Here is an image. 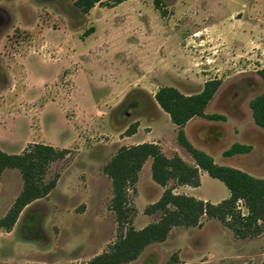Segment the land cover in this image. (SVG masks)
I'll return each instance as SVG.
<instances>
[{"label":"rangeland","instance_id":"374dc122","mask_svg":"<svg viewBox=\"0 0 264 264\" xmlns=\"http://www.w3.org/2000/svg\"><path fill=\"white\" fill-rule=\"evenodd\" d=\"M74 1L0 0V149L20 153L29 143L67 149L45 175L59 174L55 187L24 206L10 229L0 228V264H86L107 251L118 228L103 166L119 147L156 142L166 156L177 149L194 163L154 99L160 86L178 85L191 94L205 80L220 79L206 110L222 112L226 120L205 127V134L192 122L188 139L217 164L264 178V129L248 105L264 90L258 73L264 66V0H161L163 17L153 0L95 4L87 13ZM135 121L136 132L125 136ZM234 142L252 149L223 156ZM167 186L211 203L229 195L205 171L198 187L172 180ZM21 188L19 170L5 168L0 217ZM163 189L144 164L135 192L129 191L135 228L159 218V211L144 209ZM200 222L173 227L165 240L124 264H264V222L260 234L246 237L216 218L203 215Z\"/></svg>","mask_w":264,"mask_h":264},{"label":"trees","instance_id":"16d2710c","mask_svg":"<svg viewBox=\"0 0 264 264\" xmlns=\"http://www.w3.org/2000/svg\"><path fill=\"white\" fill-rule=\"evenodd\" d=\"M124 1L126 0H75L74 5L81 12L87 13L95 4L114 7ZM153 4L160 15L165 16L161 0H153ZM92 31L93 28L90 27L85 32L89 34ZM258 73L264 81V66ZM220 84L221 80L217 78L205 80L202 89L191 94H184L174 86L157 88L154 99L176 126V142L191 155L194 164L187 163L176 153L166 156L155 142L119 147L103 166V172L111 180L110 208L117 223V239L107 251L94 256L86 264L127 263L137 258L148 244L165 240L173 227L199 226L203 215L216 218L239 237L258 235L263 231L264 178L240 168L217 164L210 154L195 147L184 131L186 122L194 116L226 120L223 114L204 112ZM248 105L254 123L264 129V90L253 97ZM137 126L136 121L130 123L124 130V135L134 134ZM251 149L250 144L234 142L222 154H245ZM66 151L65 148L59 149L46 143H29L20 153H7L0 149V175L5 168H17L22 179L21 191L0 217V228L10 229L24 206L49 194L55 187L59 174L46 179L47 169L52 161L62 158ZM149 157L151 178L164 189L156 201L145 207L144 213L159 211L160 215L156 221L137 229L132 223L135 208L129 201V191L135 192L138 173ZM199 169L220 180L229 191L228 197L211 203L191 195L175 193L174 187L167 186L170 180L175 185L199 186Z\"/></svg>","mask_w":264,"mask_h":264},{"label":"crops","instance_id":"0c3cea01","mask_svg":"<svg viewBox=\"0 0 264 264\" xmlns=\"http://www.w3.org/2000/svg\"><path fill=\"white\" fill-rule=\"evenodd\" d=\"M126 1H128V0H126ZM204 83V82H203ZM164 86H167V85H164ZM202 86H203V84H202ZM202 86L200 87V89L198 90V92L202 89ZM174 87H176L180 92H182V90H181V88L178 86V85H175ZM219 88V87H218ZM217 91V90H216ZM216 93V92H215ZM185 94V93H184ZM215 95V94H214ZM214 95H213V97H214ZM213 97H212V99H213ZM211 99V100H212ZM211 100H210V102H211ZM210 102L207 104V106L205 107V109H204V112L205 113H208V111L206 110V108L209 106V104H210ZM250 109V108H249ZM251 112V111H250ZM211 113H220V114H223V115H225V117L227 118V115L226 114H224V113H222V112H211ZM209 114V113H208ZM202 116H194V117H192V118H190L187 122H186V124H185V126H184V131H185V134H186V136H187V138H189L188 137V129H189V124H191L192 122H198V125H196V128H197V130H199V128H200V130H201V132H203L204 134H205V127H208V126H214V125H219L220 123H218V121H221V120H213V121H215V122H211V123H204V121H202V120H200L199 118H201ZM252 117V116H251ZM210 120V119H209ZM252 120H253V118H252ZM223 121V120H222ZM254 122V121H253ZM193 124V123H192ZM175 128H176V126H175ZM176 136V135H175ZM204 140L205 141H209V138H208V136L206 137V136H204ZM190 141V140H189ZM143 142V141H142ZM139 142H136L135 144H138ZM141 143V142H140ZM156 143V142H155ZM239 143H242V142H239ZM129 145H131V144H133V143H128ZM158 144V143H157ZM178 144V143H177ZM233 144V143H232ZM248 144V143H247ZM179 145V144H178ZM180 146V145H179ZM182 147V146H181ZM183 148V147H182ZM184 149V148H183ZM227 149V148H226ZM185 150V149H184ZM225 150V149H224ZM223 150V151H224ZM204 151V150H203ZM222 151V152H223ZM204 152H206V151H204ZM175 153L176 154H178L179 155V152H178V150L177 149H175ZM207 153V152H206ZM180 156V155H179ZM181 157V156H180ZM182 158V157H181ZM183 159V158H182ZM213 159H215V158H213ZM184 160V159H183ZM184 161H186V160H184ZM215 161V160H214ZM187 163H189V164H194V163H190V162H188V161H186ZM150 163H151V158L149 157L148 159H146V161L144 162V164H148L149 165V168H150ZM143 164V165H144ZM143 167V166H142ZM237 168V167H236ZM142 169V168H141ZM203 171L204 170H202V169H199V177H200V185H201V176H202V173H203ZM156 183V182H155ZM199 185V186H200ZM179 186H181V185H179ZM189 186V185H188ZM198 187V186H197ZM176 193V192H175ZM196 198H198V197H196ZM199 199H201V198H199ZM202 200H205V199H202ZM153 203V202H152Z\"/></svg>","mask_w":264,"mask_h":264}]
</instances>
